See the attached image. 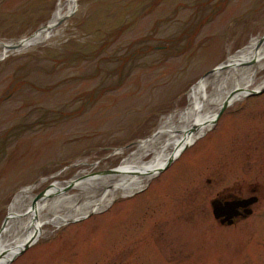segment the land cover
<instances>
[{
    "label": "rangeland",
    "instance_id": "374dc122",
    "mask_svg": "<svg viewBox=\"0 0 264 264\" xmlns=\"http://www.w3.org/2000/svg\"><path fill=\"white\" fill-rule=\"evenodd\" d=\"M218 1L77 0L55 36L0 60V233L20 189L43 193L77 173L116 170L162 117L187 106L199 80L264 35V3L254 15L251 0L213 9ZM58 2L0 0V42L46 26ZM263 78L264 68L254 81ZM256 88L141 191L44 227L7 264H264V91L248 94ZM228 194L257 202L221 227L208 202Z\"/></svg>",
    "mask_w": 264,
    "mask_h": 264
},
{
    "label": "bare ground",
    "instance_id": "6f19581e",
    "mask_svg": "<svg viewBox=\"0 0 264 264\" xmlns=\"http://www.w3.org/2000/svg\"><path fill=\"white\" fill-rule=\"evenodd\" d=\"M76 1L59 0L45 28L33 35L0 42V59L55 36L57 23L75 9ZM263 68L264 35L252 38L199 80L187 92V106L162 117L152 135L137 141L116 170L99 175L77 173L67 181L52 184L38 199L33 193L35 186L20 189L8 206L2 225L0 264H6L24 244L36 241L44 227L58 229L106 209L117 198L140 191L168 160L178 156L183 146H189L210 129L221 105L242 100L251 87L259 90L264 78L256 83L254 77ZM149 155L150 161L143 162ZM65 189L76 192L66 194Z\"/></svg>",
    "mask_w": 264,
    "mask_h": 264
},
{
    "label": "water",
    "instance_id": "95a60500",
    "mask_svg": "<svg viewBox=\"0 0 264 264\" xmlns=\"http://www.w3.org/2000/svg\"><path fill=\"white\" fill-rule=\"evenodd\" d=\"M69 15V14H68ZM66 18H63V20H60L56 26L60 25ZM45 28V26L38 28L37 30H35L31 35H33L34 33L38 32L39 30ZM30 35V36H31ZM29 37V36H28ZM264 90V85L257 91H249L248 94L249 95H254V94H258L260 92H262ZM227 107V104H223L221 105V107L218 109L215 118L213 120V122L216 121V119L219 117V115L221 114V112L224 110V108ZM186 146H183L182 149H184ZM171 160H168L165 165L163 166V168L170 162ZM162 168V169H163ZM160 169V170H162ZM160 170H158L157 172H159ZM111 170L107 171L110 172ZM42 192V191H41ZM41 192L35 194V199H38V197H40ZM256 202V197L251 196L245 199H239V200H233V201H227L224 202L222 204L218 203L215 200L210 201L209 205H210V209H211V215L213 217V219L219 224V225H224V226H229L231 225L233 222V219H236V217L238 216L237 214V209L241 208L242 209V217H246L248 215L251 214V210L249 208V206H251L252 204H254ZM5 218L2 221V224L4 223ZM35 241L32 240L26 244H24L22 246V248L14 255H18L20 254L22 251H24L25 249H27L28 247H30ZM12 256L10 259L7 260L6 264L9 263L12 258L14 257Z\"/></svg>",
    "mask_w": 264,
    "mask_h": 264
},
{
    "label": "flooded vegetation",
    "instance_id": "af4514ba",
    "mask_svg": "<svg viewBox=\"0 0 264 264\" xmlns=\"http://www.w3.org/2000/svg\"><path fill=\"white\" fill-rule=\"evenodd\" d=\"M222 0H219L218 2H215L214 6H213V9H215V7L221 3ZM248 1V0H247ZM261 2V3H260ZM264 3V0H251L250 4H252L250 7H247V10H246V13L250 12V13H253L254 15H257L260 14V10L262 11V9L260 8L261 6ZM249 8V9H248ZM257 17V21H256V24H260L264 19L261 17V15H258L256 16ZM261 18V19H260ZM201 25V24H200ZM207 183H208V180H206ZM253 193V191H252ZM251 193V194H252ZM250 196V195H249ZM247 196V197H249ZM247 197H244V198H247ZM239 199H243V197H238V196H234L232 194H228V195H224V196H220V197H215L213 198V200L217 201L218 203L222 204L224 202H227V201H233V200H239ZM250 209H251V206H250ZM252 212V210H251ZM237 214L238 216L236 217V219H233V223L232 225H234L236 222L240 221V220H244L246 219L247 217H242V209L241 208H238L237 209ZM230 225V226H232ZM221 227H224V226H221ZM226 227H229V226H226Z\"/></svg>",
    "mask_w": 264,
    "mask_h": 264
}]
</instances>
